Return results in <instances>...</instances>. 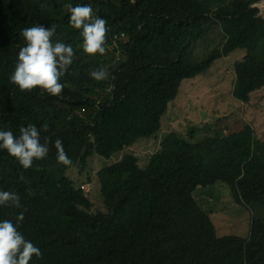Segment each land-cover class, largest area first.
Instances as JSON below:
<instances>
[{"label": "trees", "instance_id": "1", "mask_svg": "<svg viewBox=\"0 0 264 264\" xmlns=\"http://www.w3.org/2000/svg\"><path fill=\"white\" fill-rule=\"evenodd\" d=\"M90 4L107 21L108 51L85 54L81 29L71 26L65 5ZM264 0H0V131L19 136L35 125L49 153L25 170L0 149V190L16 192L21 208L0 206V222L16 223L26 240L42 252L30 264H264V222L253 219L247 239L218 237L212 216L194 198L198 188L222 184L243 208L264 206V142L248 126L235 134L216 133L196 141L173 132L142 169L126 155L98 173L106 213H92L86 194L67 172L88 169L97 155L110 160L141 139L155 137L182 84L242 50L234 66L233 97L248 104L264 89ZM56 27L53 42L74 49L73 63L60 82L61 96L32 92L23 98L5 89L26 46L21 30ZM215 28L225 44L209 50L201 42ZM201 47L206 49L202 52ZM107 68L96 81L90 69ZM47 123L49 129L43 131ZM61 139L70 166L57 162ZM23 175L25 180H20ZM57 204L71 220L59 232L45 220Z\"/></svg>", "mask_w": 264, "mask_h": 264}, {"label": "rangeland", "instance_id": "2", "mask_svg": "<svg viewBox=\"0 0 264 264\" xmlns=\"http://www.w3.org/2000/svg\"><path fill=\"white\" fill-rule=\"evenodd\" d=\"M225 36L215 28L201 42L209 50L221 48ZM202 52L206 49L201 47ZM246 52L238 50L227 58L216 61L203 75L182 84L180 95L171 103L162 119V129L153 138L141 139L133 147L115 154L109 161L94 155L88 163V169L81 172L78 166L67 172V176L91 201L92 213H106L102 202L99 171L123 159L126 155L137 157L139 166L146 168L149 159L159 152L160 145L170 133L187 138L189 128L196 127V141L213 137L216 133L235 134L248 126L255 131V137L264 142V89L252 95L248 104L233 97L236 79L234 66L244 59ZM194 198L205 212L212 216L218 237L236 236L247 239L250 225L255 218L264 222V206L252 205L243 208L235 203L229 187L219 184L208 188H198ZM59 232L71 227V220L62 214L61 205H55L45 216Z\"/></svg>", "mask_w": 264, "mask_h": 264}, {"label": "clouds", "instance_id": "3", "mask_svg": "<svg viewBox=\"0 0 264 264\" xmlns=\"http://www.w3.org/2000/svg\"><path fill=\"white\" fill-rule=\"evenodd\" d=\"M65 7L71 13V26L82 30L83 52L89 55L106 54L109 50L107 21L98 17L90 4L75 7L67 4ZM55 32V26L46 28L38 24L21 30L26 46L15 53L18 59L15 70L11 71L8 80L4 81L10 96L23 98L32 92L61 96L65 85L60 80L73 63L74 49L63 42L54 43L52 37ZM89 71L96 81L107 80L110 75L108 69L103 67ZM48 129L49 125L45 123L43 131L47 132ZM50 142L51 137H45L41 142L40 130L33 124L21 126L19 136L14 135L12 131H0V149L6 150L25 170L32 167L34 160H42L48 155ZM54 147L57 162L70 166L72 160L65 152L62 140L56 139ZM20 180H25V177L21 175ZM0 206L21 208V197L16 192L0 190ZM24 211L16 216L15 224L8 219L0 222V264H30L33 256L42 258L41 250L26 240L17 228V224L25 219Z\"/></svg>", "mask_w": 264, "mask_h": 264}, {"label": "water", "instance_id": "4", "mask_svg": "<svg viewBox=\"0 0 264 264\" xmlns=\"http://www.w3.org/2000/svg\"><path fill=\"white\" fill-rule=\"evenodd\" d=\"M258 9L260 10V16L264 17V4L259 6Z\"/></svg>", "mask_w": 264, "mask_h": 264}, {"label": "crops", "instance_id": "5", "mask_svg": "<svg viewBox=\"0 0 264 264\" xmlns=\"http://www.w3.org/2000/svg\"><path fill=\"white\" fill-rule=\"evenodd\" d=\"M244 56H246V53L244 54ZM171 105V104H170Z\"/></svg>", "mask_w": 264, "mask_h": 264}]
</instances>
